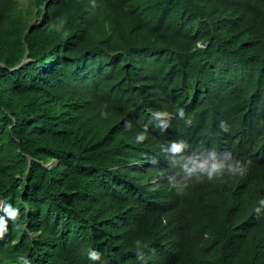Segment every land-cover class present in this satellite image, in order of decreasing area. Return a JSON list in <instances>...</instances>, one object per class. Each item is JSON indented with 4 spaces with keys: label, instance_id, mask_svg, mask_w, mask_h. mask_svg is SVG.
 <instances>
[{
    "label": "trees",
    "instance_id": "16d2710c",
    "mask_svg": "<svg viewBox=\"0 0 264 264\" xmlns=\"http://www.w3.org/2000/svg\"><path fill=\"white\" fill-rule=\"evenodd\" d=\"M177 139L248 171L179 194ZM261 197L264 0H0V264H264Z\"/></svg>",
    "mask_w": 264,
    "mask_h": 264
},
{
    "label": "clouds",
    "instance_id": "9594fccd",
    "mask_svg": "<svg viewBox=\"0 0 264 264\" xmlns=\"http://www.w3.org/2000/svg\"><path fill=\"white\" fill-rule=\"evenodd\" d=\"M60 26H57V30H60ZM154 115L166 116L167 114L163 111H155ZM176 115L179 118L185 119V123H191L190 118H185V112L183 107L177 109ZM167 123V120L163 121ZM125 127H130V121H125ZM146 137V131L140 130L135 134V141L141 142ZM188 147V143L184 139L173 140L171 143L164 147V150L169 154V160L172 162L173 166L179 163L181 160H189L190 166L185 164L183 166V176L180 179H175L174 176L169 175L167 177L168 183L171 188H173L177 193L182 194L185 192L191 183L200 182L204 179L213 181L215 179H220L226 175L243 176L248 171L249 162L236 157H233L229 152H217L216 150H210L209 156L204 159H197L192 156H188L185 149ZM264 204V197L258 199V203L254 206V211L256 213H261L260 205ZM0 205L4 206V212L7 217L15 218L18 214V208L12 205H6L4 202L0 201ZM7 221L4 216H0V225H6ZM6 229L0 226V235ZM135 250L137 253V258L140 260L144 259L145 249L148 247L147 242L140 238L134 241ZM88 259L91 261H96L101 259V253L95 249L90 248L87 251ZM20 259L25 260V264H30V261L24 256H20Z\"/></svg>",
    "mask_w": 264,
    "mask_h": 264
},
{
    "label": "bare ground",
    "instance_id": "6f19581e",
    "mask_svg": "<svg viewBox=\"0 0 264 264\" xmlns=\"http://www.w3.org/2000/svg\"><path fill=\"white\" fill-rule=\"evenodd\" d=\"M170 116H171V114H167V118H169ZM55 163H56L55 161H51V162L48 163V165L49 166H53V165H55Z\"/></svg>",
    "mask_w": 264,
    "mask_h": 264
},
{
    "label": "rangeland",
    "instance_id": "374dc122",
    "mask_svg": "<svg viewBox=\"0 0 264 264\" xmlns=\"http://www.w3.org/2000/svg\"><path fill=\"white\" fill-rule=\"evenodd\" d=\"M27 0H19L20 4L21 5H24V3L26 2Z\"/></svg>",
    "mask_w": 264,
    "mask_h": 264
},
{
    "label": "water",
    "instance_id": "95a60500",
    "mask_svg": "<svg viewBox=\"0 0 264 264\" xmlns=\"http://www.w3.org/2000/svg\"><path fill=\"white\" fill-rule=\"evenodd\" d=\"M25 62H27V59H25V60L21 63V65H22L23 63H25ZM21 65H19L17 68H19Z\"/></svg>",
    "mask_w": 264,
    "mask_h": 264
}]
</instances>
